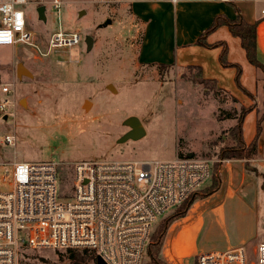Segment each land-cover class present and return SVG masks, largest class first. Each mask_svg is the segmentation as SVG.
<instances>
[{"label":"rangeland","instance_id":"rangeland-1","mask_svg":"<svg viewBox=\"0 0 264 264\" xmlns=\"http://www.w3.org/2000/svg\"><path fill=\"white\" fill-rule=\"evenodd\" d=\"M31 1L36 5L23 9L28 41L0 46V102L13 101L0 112V163L53 159L64 165V177L70 163L82 160L172 161L189 154L210 160L212 177L201 184L197 194L204 195L203 189L214 177L218 188L213 196L194 201L185 217L170 225L161 260L166 264H195L202 247L230 239L223 234H238L241 216L230 203L236 196L254 213L255 231L245 242L247 259L254 260L253 249L264 243V94L262 75L248 63L238 39L226 27L208 38V43L221 41L226 47L229 67L220 65L223 47L206 50L201 46L194 48V57L184 65H144L137 58L142 27L130 9L117 2L121 0H59V12L51 0ZM41 5L45 7V21L37 15ZM254 5L259 10L264 1ZM259 19L264 22V17ZM260 24L257 42L264 55ZM55 33L77 34L80 42L73 47L53 48L50 41ZM86 36L93 41L90 51ZM177 55L179 61L182 52ZM18 64L32 76L21 72L18 77ZM188 66L195 67L193 73ZM197 67L199 76L218 81V93L206 91L193 81ZM237 72H241L243 87L238 84L237 88ZM1 86H8L12 92L2 93ZM240 115L244 144H249L259 128L255 154L248 160L223 164V155L236 145L232 127ZM129 117L139 121L144 135L119 142L129 131L123 124ZM7 135L14 136V145L4 142ZM8 188L0 170V191ZM224 202L228 206L223 213L211 212ZM174 211L168 210L152 225L144 264L151 262L148 247L152 234ZM211 217L219 223L214 233L210 232ZM59 253L26 250L20 264H65Z\"/></svg>","mask_w":264,"mask_h":264},{"label":"built area","instance_id":"built-area-1","mask_svg":"<svg viewBox=\"0 0 264 264\" xmlns=\"http://www.w3.org/2000/svg\"><path fill=\"white\" fill-rule=\"evenodd\" d=\"M31 0H0V46L25 44V6ZM57 12L59 0H51ZM36 5V4H35ZM264 17V10L261 11ZM77 34L55 33L51 47H73ZM1 92H12L1 86ZM13 101L0 102L5 112ZM4 142L14 145V136ZM0 163L8 191H0V264H20L26 250H90L103 264H144L152 225L200 191L213 162L196 157L172 161H89L69 164ZM62 177V178H61ZM69 178V180H68ZM70 186L67 187L68 182ZM59 183V188L57 184ZM247 259L245 245L199 252L195 264H264V243Z\"/></svg>","mask_w":264,"mask_h":264},{"label":"crops","instance_id":"crops-1","mask_svg":"<svg viewBox=\"0 0 264 264\" xmlns=\"http://www.w3.org/2000/svg\"><path fill=\"white\" fill-rule=\"evenodd\" d=\"M255 1L258 0H121L117 2L124 7H128L131 15L139 21L142 27L137 53L138 62L144 65L181 66L184 65L185 61L194 57L195 53L193 50L195 47H198L195 45L196 40L212 25L215 17L224 16L230 20L236 18V12L231 5L232 3L239 7L241 16L245 21L251 23L259 20V18L262 17L261 11L264 10V5L258 10L256 5H254ZM260 23L259 32L260 36H262V40H264V22L261 21ZM220 28L221 27L217 28L215 31ZM215 31L205 35L207 43L209 35ZM208 44L213 46L205 47L206 50L223 47L221 41ZM179 50L182 52V55L181 59L178 61L177 54ZM220 65L222 67H229L223 64ZM238 74L241 75V72H237V88L239 87L238 84L242 86L238 79ZM262 94H264V92H262ZM233 160L234 159H226L221 162L224 164ZM214 194L212 193V195H210L213 196ZM230 203H233L239 211L237 212L234 210L236 214L241 216L240 222L237 224V228H239L238 234L231 237L227 234H223L224 237L230 239L226 242H218L216 245L202 247L199 252L210 248H229L237 245H245V242L253 236L255 221L253 220L254 213L251 207L246 205V203L237 196L235 199L233 198ZM226 205L228 206L226 202L219 203L211 212L223 210V213L226 209ZM214 217H211V233H214L216 225H219L218 221L215 223L213 222L216 221L213 220L215 219ZM234 240L241 241L235 242Z\"/></svg>","mask_w":264,"mask_h":264},{"label":"trees","instance_id":"trees-1","mask_svg":"<svg viewBox=\"0 0 264 264\" xmlns=\"http://www.w3.org/2000/svg\"><path fill=\"white\" fill-rule=\"evenodd\" d=\"M236 12V18L234 20L227 19L224 16H217L215 17L212 25L206 30V32L200 36L195 45L203 46V47H211L213 45L208 44L205 39V35L210 34L211 32L215 31L219 27H226L228 32L235 38L238 39L240 46L245 54V57L248 63L255 68L261 75V82H262V92H264V55H261L259 52V46L257 42V26L262 20H257L254 22H247L241 16V11L239 7L235 4H231ZM223 50V55L221 56L220 60L224 66H229L226 62V48L225 46ZM158 66H168V65H158ZM188 70L194 69L193 66H188ZM198 73L194 76L192 75V79L195 83L200 84L203 86L206 91H212L214 93H218L220 87L217 85V81L215 79L204 78L199 76L200 68L197 67ZM193 73V72H192ZM199 74V75H198ZM240 74H238L239 79ZM242 118L243 115H240L238 118L237 125L232 127V132L234 133V137H236V145L234 148L226 151L223 155V158L226 159H236V160H248L251 159L256 151V142L258 135L259 128L256 130V134L251 139L249 144H244L241 136L242 132ZM219 181L214 177L211 180L209 186L203 189L204 195L200 196L199 194H195L179 206L175 208V211L172 215H170L167 219L163 220L159 226V229L156 233L152 234L151 242L148 247V254L150 257V264H166L161 260L160 253L163 244V240L165 234L170 227V225L185 217L187 211L191 207V205L197 199L204 198L209 194L215 192L218 188ZM61 256V262L65 264H91L94 262L95 253L90 250H67L65 252L59 253Z\"/></svg>","mask_w":264,"mask_h":264},{"label":"water","instance_id":"water-1","mask_svg":"<svg viewBox=\"0 0 264 264\" xmlns=\"http://www.w3.org/2000/svg\"><path fill=\"white\" fill-rule=\"evenodd\" d=\"M36 11L39 20L45 21V7L43 5L38 6ZM109 22L110 21H107V23ZM84 41L86 44V49L90 51L93 43L92 38L90 36H86ZM21 72H24L28 76H32L31 73L23 65L18 64L16 68V74L18 77H20ZM123 124L129 128V131L119 140V142H124L129 139L136 140L144 135V129L136 118L129 117L123 122ZM187 156L190 157L191 155L189 154ZM96 263L103 264V261L99 256L96 257Z\"/></svg>","mask_w":264,"mask_h":264},{"label":"bare ground","instance_id":"bare-ground-1","mask_svg":"<svg viewBox=\"0 0 264 264\" xmlns=\"http://www.w3.org/2000/svg\"><path fill=\"white\" fill-rule=\"evenodd\" d=\"M88 104V103H87Z\"/></svg>","mask_w":264,"mask_h":264}]
</instances>
